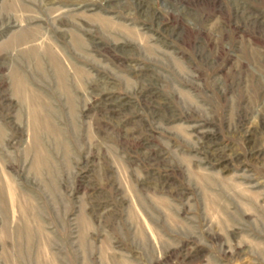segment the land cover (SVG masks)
Returning <instances> with one entry per match:
<instances>
[{"label": "rangeland", "instance_id": "obj_1", "mask_svg": "<svg viewBox=\"0 0 264 264\" xmlns=\"http://www.w3.org/2000/svg\"><path fill=\"white\" fill-rule=\"evenodd\" d=\"M0 264H264V0H0Z\"/></svg>", "mask_w": 264, "mask_h": 264}]
</instances>
